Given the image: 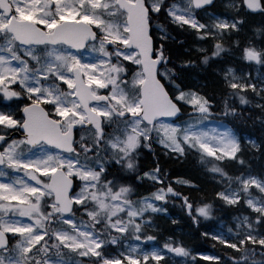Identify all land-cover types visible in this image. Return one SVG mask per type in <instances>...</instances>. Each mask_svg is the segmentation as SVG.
I'll use <instances>...</instances> for the list:
<instances>
[{
	"label": "snow or ice",
	"instance_id": "snow-or-ice-1",
	"mask_svg": "<svg viewBox=\"0 0 264 264\" xmlns=\"http://www.w3.org/2000/svg\"><path fill=\"white\" fill-rule=\"evenodd\" d=\"M201 261L264 264V0H0V264Z\"/></svg>",
	"mask_w": 264,
	"mask_h": 264
},
{
	"label": "trees",
	"instance_id": "trees-1",
	"mask_svg": "<svg viewBox=\"0 0 264 264\" xmlns=\"http://www.w3.org/2000/svg\"><path fill=\"white\" fill-rule=\"evenodd\" d=\"M259 19V18H257ZM188 40L191 41V37H188ZM196 59V56H193ZM201 75H203V73H201ZM159 154V152H158ZM149 159H153L152 155H148ZM160 163L161 166L164 168H167L169 170L170 173V178L171 175L173 174H178V173H185L186 171H192V166H186V168H180L178 165L173 164L171 161H167L165 157L160 156ZM205 187L207 188V190L210 192L212 189V185L211 184H207L205 185ZM170 210L172 211H177L178 213H180L179 208H170ZM232 213H228L227 211H222L219 212L218 215V219L219 218H223L224 216H228ZM186 223L181 220L180 226L176 227L170 224V222L165 221L164 219H160L159 221H162L160 226H161V230L163 231V234L165 236L172 234L173 231H175L177 236H182V238L184 239V241L190 246L193 247H197L199 246L200 249H206L210 248V246H212V241L210 240H206L204 238H201L198 236L197 232L195 231V229L193 227L190 226V221H188L186 218ZM178 229H182V230H190V233L188 235H184L182 233H180L178 231ZM204 228H201V231H203ZM215 250H218L216 248H214ZM209 264V263H207Z\"/></svg>",
	"mask_w": 264,
	"mask_h": 264
},
{
	"label": "rangeland",
	"instance_id": "rangeland-1",
	"mask_svg": "<svg viewBox=\"0 0 264 264\" xmlns=\"http://www.w3.org/2000/svg\"><path fill=\"white\" fill-rule=\"evenodd\" d=\"M205 47H207V45H205ZM243 127V126H241ZM243 134L244 135H250V136H253L254 138L255 137H258L259 136V132L256 128H253V127H246L243 129ZM230 221H224L225 225L227 226V224L229 223ZM205 254H213V253H210V252H204Z\"/></svg>",
	"mask_w": 264,
	"mask_h": 264
}]
</instances>
